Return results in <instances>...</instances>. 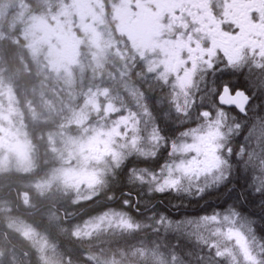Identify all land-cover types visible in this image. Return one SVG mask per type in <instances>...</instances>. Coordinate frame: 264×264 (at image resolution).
<instances>
[{
  "label": "snow or ice",
  "instance_id": "6c2138e0",
  "mask_svg": "<svg viewBox=\"0 0 264 264\" xmlns=\"http://www.w3.org/2000/svg\"><path fill=\"white\" fill-rule=\"evenodd\" d=\"M166 11L160 59L111 107L107 171L82 177L102 197L83 235L138 237L125 264H264V0Z\"/></svg>",
  "mask_w": 264,
  "mask_h": 264
},
{
  "label": "trees",
  "instance_id": "16d2710c",
  "mask_svg": "<svg viewBox=\"0 0 264 264\" xmlns=\"http://www.w3.org/2000/svg\"><path fill=\"white\" fill-rule=\"evenodd\" d=\"M54 1L0 0V80L10 82L19 99V111H22L33 163L26 170L0 171V264H55L49 261V256L55 255V252L62 261L68 258L69 263L64 264H106L113 259L125 264L118 249L125 252V258L132 259L128 256V245L138 237L116 238L93 232L91 238H87L72 233L75 225L102 211L98 203L102 197L75 200L77 196L65 190L64 183H61L63 187L58 186V192H55L56 183L53 182L48 184L47 191L36 186L55 167V156L49 151L51 141L48 140V132L57 129L72 132L73 127L62 125L54 115L51 118L48 111V117L44 114L39 92L45 94L49 91L52 87L50 81L53 80L37 68L33 55L31 58L25 45L23 26L16 23V16L20 11L30 15L46 13L52 9ZM75 87L84 89L79 85ZM28 96L33 106H30ZM33 108L42 115L38 121L32 119L29 113ZM15 218L22 220L43 244L15 227Z\"/></svg>",
  "mask_w": 264,
  "mask_h": 264
},
{
  "label": "rangeland",
  "instance_id": "374dc122",
  "mask_svg": "<svg viewBox=\"0 0 264 264\" xmlns=\"http://www.w3.org/2000/svg\"><path fill=\"white\" fill-rule=\"evenodd\" d=\"M68 12L69 9L61 5V8L50 15H30L26 11H20L16 16V23L23 26L25 45L30 51V56L32 58L33 55V58L37 60V68H47L48 71L51 68H55V73L63 79H65L64 73L56 68H62L66 72V77H68V68H71V65L75 67L72 70H79L80 68H76V66L81 63L82 46L89 44L99 48L101 47V42L104 45V41H77L70 38L65 28L70 27L69 29H73L75 26H68L67 23H62L63 27H65L64 30L57 26V21L60 20L61 22L64 15H68ZM122 12L123 10H117L118 14ZM72 20L71 16L65 19L67 22ZM76 26L81 29L86 28L81 23ZM88 29H91V27L88 26ZM122 30L127 31L125 28H122ZM54 34H58V38ZM106 50L107 48H104L94 52V54L92 52L86 54L92 76L98 73L99 68L96 67L105 56ZM158 59L159 57L157 56L153 58L154 61ZM39 85L40 87H45L44 84ZM92 85L94 87H90L89 90L87 88L88 96H90L88 98L90 108L93 107L91 96L102 89L96 84L92 83ZM39 97H41V102L44 104V114L47 117L52 115L50 116L51 118L55 116L57 120H60L62 116L58 114L57 104L47 98H43L45 96L41 92H39ZM71 102L72 98L70 99ZM75 103L78 104L79 100H75ZM79 105L78 109L72 110L74 117L69 123L74 125V131L71 134L63 133L60 129L48 132L50 137L48 140L49 142L51 141L49 151L55 156V167L49 170L45 180L38 182V189L43 191H47L50 182L56 183L54 185L55 192H58V186L61 185L63 187L61 183H64L65 190H69L77 196L75 200L88 198L95 191V186L90 185L89 181L82 179V177L95 173L97 178H100L111 163L110 157L104 154V144L102 143L106 139L105 133L111 127V121L103 126V123H107L109 119H101L103 123L98 118L87 119L83 117V113L86 110L84 102ZM46 111H48L49 115ZM31 116L38 121V117H41V114L38 116L37 110ZM58 142L60 144L57 146ZM97 156H101V159L97 160ZM31 164L29 143L25 128L22 125L16 97L8 86H4L0 90V171L7 168L26 170L31 167ZM71 198H73V195ZM85 221L75 225L72 233L76 234L79 232L80 235H83ZM13 225L21 229L23 233L31 236L35 241L38 240L39 243L43 244L41 238L32 233L31 229L22 222L13 223ZM50 256L49 261H53L55 264L69 263L67 257L62 261L61 256L57 255L56 252L55 255Z\"/></svg>",
  "mask_w": 264,
  "mask_h": 264
},
{
  "label": "flooded vegetation",
  "instance_id": "af4514ba",
  "mask_svg": "<svg viewBox=\"0 0 264 264\" xmlns=\"http://www.w3.org/2000/svg\"><path fill=\"white\" fill-rule=\"evenodd\" d=\"M174 2L175 0H58V3L67 7L69 12L68 15H64L61 22L57 21V26L63 30L65 27L62 23L75 26L73 29L65 28L70 38L77 41L110 40L109 46L119 55V59L115 58L114 61L120 66L113 68L110 64H100L96 68L103 71L93 76L87 57L84 58L85 66L82 72L72 70L75 68L73 65L68 68L69 84H65L66 88H73L74 85L84 88L78 103L84 102L86 106L83 117L116 119L119 113L110 115L111 107H119L122 98L130 99L128 93L135 87L133 81H138L137 74L146 72L154 62L155 56L160 59L159 49L167 39V36L163 35L169 22L166 8ZM229 2L232 3L233 0ZM256 2L257 0H235L237 4ZM162 9H165L163 13ZM117 10L123 12L118 14ZM68 16L73 20L65 21ZM80 23L86 28H78L76 25ZM88 26L91 29H88ZM122 28L127 31H123ZM54 36L58 38V34ZM93 81L102 89L91 96L93 107L90 108L88 90L92 87ZM56 82L62 84L64 81L63 78H58ZM58 101L59 98H56L55 102ZM64 102L73 104L75 99L67 93Z\"/></svg>",
  "mask_w": 264,
  "mask_h": 264
}]
</instances>
